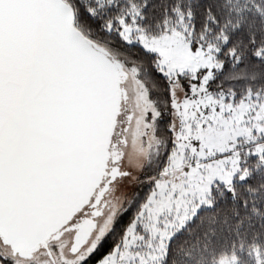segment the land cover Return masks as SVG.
<instances>
[{
  "label": "snow or ice",
  "instance_id": "6c2138e0",
  "mask_svg": "<svg viewBox=\"0 0 264 264\" xmlns=\"http://www.w3.org/2000/svg\"><path fill=\"white\" fill-rule=\"evenodd\" d=\"M0 264H264V0H0Z\"/></svg>",
  "mask_w": 264,
  "mask_h": 264
}]
</instances>
